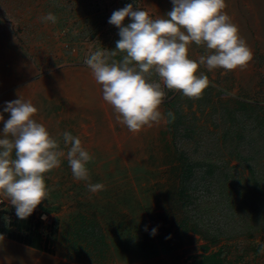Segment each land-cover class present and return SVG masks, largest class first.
Returning <instances> with one entry per match:
<instances>
[{"label":"rangeland","instance_id":"rangeland-1","mask_svg":"<svg viewBox=\"0 0 264 264\" xmlns=\"http://www.w3.org/2000/svg\"><path fill=\"white\" fill-rule=\"evenodd\" d=\"M129 3L153 18L173 7L172 0H0V132L10 118L6 102L22 98L37 108L33 118L61 150L67 152L62 134L70 132L92 157L88 181L74 178L66 156L45 174L48 197L35 212L48 214L51 224L37 218L43 228L54 227L53 255L69 264H264V228H252L257 225L251 207L260 202L259 193L246 162L237 157L249 159L250 149L264 146L259 137L264 129L251 111L237 110L241 103L264 107V0H226L225 11L252 59L234 71L201 65L197 75L210 81L201 98L166 88L154 70L145 74L161 84L165 119L139 133L117 120L85 63L97 50H116L119 28L108 21ZM48 13L55 23L42 21ZM131 22L126 18L124 26ZM213 51L193 42L189 58L199 61ZM169 112L182 123L171 122ZM251 156L256 159L249 164L264 181V159ZM196 163L214 166L215 174ZM187 164L193 166L186 186L195 199L184 210L179 193ZM89 183L104 188L93 193ZM245 199L247 205H241ZM4 210L0 234L6 236L4 226L17 215L11 203ZM184 219L186 234L180 227ZM195 226L210 238L192 231Z\"/></svg>","mask_w":264,"mask_h":264},{"label":"clouds","instance_id":"clouds-1","mask_svg":"<svg viewBox=\"0 0 264 264\" xmlns=\"http://www.w3.org/2000/svg\"><path fill=\"white\" fill-rule=\"evenodd\" d=\"M172 4L165 17L157 18L145 9L134 10L132 3L114 11L108 22L119 28L116 50H97L85 61L102 86L104 101L133 133L165 119L160 111L165 93L160 83L150 82L145 74L154 70L166 88L199 99L210 84L207 75H197L201 65L210 71H234L247 68L252 59L238 26L225 11L226 0H172ZM128 17L132 22L124 26ZM41 19L56 21L52 13ZM193 42L214 51L193 60L189 58ZM117 52L125 53L121 61L111 59ZM37 111L31 101L22 98L6 102L4 112L10 113V118L0 132V195L15 206L20 219H27L47 199L45 174L60 167L61 158L66 156L76 180H89L87 164L92 157L81 139L64 132L65 153L46 127L33 118ZM167 116L175 118L171 112ZM103 188L101 183L88 184L93 193ZM156 232L153 228L151 234Z\"/></svg>","mask_w":264,"mask_h":264},{"label":"trees","instance_id":"trees-1","mask_svg":"<svg viewBox=\"0 0 264 264\" xmlns=\"http://www.w3.org/2000/svg\"><path fill=\"white\" fill-rule=\"evenodd\" d=\"M238 107L239 108L237 110L240 112H246L247 113V112L251 111V113L249 115H251V117L253 116V119L256 121V123H258V129L259 128L264 129V107H259V110H257L254 106L247 105L244 103H241ZM174 119L177 122L179 121L178 122L179 125L182 123L181 119L176 120V117ZM170 121L173 122V119H170ZM175 121H174V123H175ZM259 137L261 138L260 140H263V143H264V138H262V135H260ZM251 140L255 141L254 139H251ZM248 144L253 145V142L248 140ZM250 151H251V155L252 154H255L256 156L259 155V159H262V158L264 159V146H263V148L258 149V150L252 148V149H250ZM239 155L240 154H238L237 157H239L244 162H246L247 167L250 170L254 190L256 189V193H259L258 201H260V202L257 204V206L259 208H257V206H252L251 207V213L253 212V215H252L253 216V219H252L253 223L257 225V227L255 226L252 228H254L256 231H261L264 228V200H262V197H264V187L262 186L264 181L262 179H258V177H259L258 171H256L252 167V165L249 164L250 162H252V160H255L256 158L252 157L250 155L249 159H247L246 157L239 156ZM186 166H187V169L183 171V176H182V179H183L182 180V189L180 190V193H179V198H180V201L182 203V209H184V210H186L187 207H190L189 205H192L193 201H194L193 199H195L194 197L189 195L188 187L186 186V181L189 179V177L192 174V166L193 165L187 164ZM197 166L198 167H204L205 166L206 168H208L207 174L209 176H213L215 174L214 166H212L210 164L201 163V164H197ZM225 176H226V178H229L226 173H225ZM226 183H224V184H226ZM242 191H243L244 195H249L251 192L249 190H247L246 192L244 190H242ZM239 193H240V195H243L242 192L239 191ZM241 205H245V206L247 205L246 199L241 202ZM245 206H242L243 207L242 208L243 213L251 215L249 211L247 212V209ZM35 215H36V213L34 211L33 214L31 216H29L27 219H20L16 216L11 217L9 224L4 226V228H6L4 230V233H6L7 237H9L13 240L19 241L21 243H24L25 245L32 246L35 248H38V247L40 248L43 245L44 248L48 250L47 246H48L50 239H52L51 235L55 233L54 227H53V225H50V226L43 228L42 224H40L38 222ZM187 223H188V221H186V219H184L180 224V227L182 229H185L184 230L185 234L187 232H189L188 230H190L189 227H188V230L186 229L188 226ZM191 230L195 231L198 234L204 235V237L206 239L210 238L209 233L208 232L203 233V231L200 230V228L198 226L191 228ZM244 234L245 233H241L240 235H244ZM220 239H221L220 237L215 238L213 242H218Z\"/></svg>","mask_w":264,"mask_h":264},{"label":"crops","instance_id":"crops-1","mask_svg":"<svg viewBox=\"0 0 264 264\" xmlns=\"http://www.w3.org/2000/svg\"><path fill=\"white\" fill-rule=\"evenodd\" d=\"M4 202L9 206L10 202L6 199ZM37 216L38 213L35 217ZM54 241L50 239L47 250L43 245L35 248L0 234V264H69V261L63 260L57 254L53 255Z\"/></svg>","mask_w":264,"mask_h":264},{"label":"built area","instance_id":"built-area-1","mask_svg":"<svg viewBox=\"0 0 264 264\" xmlns=\"http://www.w3.org/2000/svg\"><path fill=\"white\" fill-rule=\"evenodd\" d=\"M4 209H5V202H4V200L0 199V214L3 213V211H6ZM35 211H37V208L35 209ZM42 217H44V218L42 219ZM37 218L40 221H42L41 223H44L46 225L51 224V221H49V222L47 221L48 220V214L46 212H42V211L39 212ZM1 224L2 223L0 221V227H1Z\"/></svg>","mask_w":264,"mask_h":264}]
</instances>
